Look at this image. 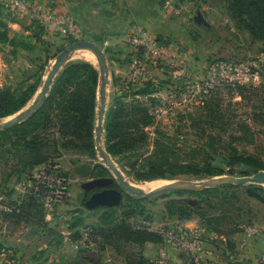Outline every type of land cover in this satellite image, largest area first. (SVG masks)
I'll use <instances>...</instances> for the list:
<instances>
[{
    "label": "rangeland",
    "instance_id": "374dc122",
    "mask_svg": "<svg viewBox=\"0 0 264 264\" xmlns=\"http://www.w3.org/2000/svg\"><path fill=\"white\" fill-rule=\"evenodd\" d=\"M165 1L163 0L162 6ZM186 2L187 0H176L174 7L179 12L172 10L171 14L176 21L182 20L184 16L187 18L182 21L184 25L180 32L162 40L171 42L166 46L174 47V54L182 60L184 66L179 69L169 64L153 70L150 68L154 78L152 82L155 85L162 83V90L152 98H140L144 102L150 99L156 101L152 112L155 123L152 131L158 129L165 136L151 133L152 140L160 139L165 143L169 142L171 146L176 144L174 149L172 147V154L181 152L182 160L186 163H203L210 157V162L218 168L219 173L216 176L184 174L172 177L170 169H167L164 171H168L166 178L151 181L168 185L172 182L207 180L230 175L235 178L249 177L264 171V43L254 40L249 32L239 29L238 23L226 11L224 0H192L191 3H196L192 9L184 8ZM198 13L205 17L208 25H199L194 21ZM74 35H63L54 28L49 31L46 40L52 45L51 59L46 62L37 93L21 111L0 119V123L12 120L33 103L55 58L72 43L82 41ZM152 36L158 40L155 35ZM70 37L75 41L65 42V38ZM62 46L64 49L59 52L58 49ZM87 54L94 57L95 61L91 64L99 69L96 57L90 52H76L71 62L86 61L82 58ZM138 54L147 59L148 63H153L144 50ZM39 57L40 60L35 62L37 57L33 55L19 54L14 57L9 51L0 52V86L16 88L21 82L33 84L37 78L39 63L45 61L43 54ZM108 65L111 82L108 87L109 110L116 97L128 93L130 72L126 75L127 65L126 69L117 68L110 61ZM229 65L230 68L227 69ZM6 144V147L0 146V243L7 245L0 244V252L6 261L29 264V260L33 258L28 252H33L34 248L42 247L51 252L58 247L65 252L67 264H139L140 261H145L146 264H221L225 258L213 243L221 240L216 235L213 239H208L201 221L204 216L201 215L212 214L216 218L217 212H226L235 219H238V215L243 217L242 223L251 227L256 225L257 231L264 229V204L248 197L246 189L250 185L228 184L223 185L229 186L224 189L223 186L214 187L219 188L215 191L219 195L210 199L214 206L212 209L206 206L200 194L207 189H181L145 199L124 193L122 203L114 207V211L104 207L89 210L85 207L89 200H85V194L93 191L84 190L82 184L97 178V165L106 170L107 177L113 176L102 163L97 150L95 159L85 152L54 153L45 166L41 165L32 173H27L19 169L18 148ZM144 153L141 151L138 156ZM234 157L251 158L263 169L252 168L251 173H245L244 164L228 166L227 159ZM143 161L144 158H140L135 172L129 173V169L125 167L128 160L120 162L114 159L124 178L134 186L149 182L135 177L136 172H149ZM54 168L62 179L59 187L64 188L63 199L56 198V192L61 191L56 188V183H48L49 174L55 176ZM231 168L234 169L233 174L228 173ZM44 172L48 177L45 184L48 193L42 196L41 203L47 228L34 221L28 222L33 215L12 211L27 195L37 192L34 190V182H38L40 173ZM252 188L264 196V186L253 185ZM135 198L143 200L145 212L142 215L131 213L133 208L129 204ZM180 208H185L195 217L188 221L182 219L184 216L177 214ZM106 214L109 218L112 215L116 217L114 225H107ZM122 224L158 233L162 235L163 242L139 246L127 236L112 238L113 241L102 236L103 231ZM233 227L226 225L225 229L228 232ZM235 238L236 236H229L227 242L231 240L237 246L240 241ZM234 252H239L238 256L242 260L239 264H264V247L258 258L252 261L247 259V250L240 245Z\"/></svg>",
    "mask_w": 264,
    "mask_h": 264
},
{
    "label": "trees",
    "instance_id": "16d2710c",
    "mask_svg": "<svg viewBox=\"0 0 264 264\" xmlns=\"http://www.w3.org/2000/svg\"><path fill=\"white\" fill-rule=\"evenodd\" d=\"M226 11L238 23L239 29L247 31L254 40L264 43V0H224ZM8 6L0 4V52L9 51L12 56L19 54L33 55L37 57L35 62L40 60L43 54L45 61L39 63L36 81L33 84L21 82L16 88L0 86V119L10 117L21 111L37 93L42 82V72L46 69L47 61L51 59V43L46 40L51 28L38 19L32 20L31 25L24 27L23 33H18L10 27L11 19ZM65 42H74V38H65ZM97 43L102 40L96 39ZM160 44L167 45L171 42H165L161 39ZM64 47H59L62 51ZM143 49L139 48L140 54ZM138 52V53H139ZM141 83V82H140ZM128 84V93H122L115 98L111 108L108 110L105 122V147L108 153L118 161L128 160L126 168L128 172H135L138 160L144 158V165L148 167L145 174L135 173V177L141 180L151 181L157 178H166L170 169V175L177 177L184 174L216 176L219 173L218 168L210 162L207 157L203 163L184 162L181 152H173L174 147L169 142L160 141V139L151 138V133L162 137L165 133L154 129V118L152 112L156 101L150 99L148 102L141 100L145 97H151L159 93L162 89V83L155 85L152 80L148 82ZM100 85V74L98 69L86 61H75L69 63L56 78L50 95L43 107L28 121L23 124L0 131V146H15L19 151V169L22 172L32 173L36 167L46 165L54 153L65 152H85L92 158H96L95 128L97 121L98 108V87ZM155 87V88H154ZM142 97V98H140ZM16 140H13L15 139ZM12 143V144H11ZM153 150L150 151V148ZM173 147V149H172ZM179 149V148H177ZM176 149V151H177ZM25 151V153H24ZM144 151L143 155L138 154ZM24 153V154H23ZM149 154V155H148ZM138 157H140L138 159ZM133 158H137L133 160ZM173 159V160H172ZM228 166L244 164L246 167L261 170L260 164L251 158L234 157L227 159ZM44 165V166H45ZM54 171H56L54 169ZM96 177H107L106 170L96 166ZM22 172L15 173L21 174ZM98 172V173H97ZM96 178V179H97ZM36 193L29 194L12 209L14 213H27L30 221L37 225L46 227L41 199L44 194L47 195V186L34 182ZM114 187H117L114 185ZM229 188L223 186L222 189ZM217 189H207L200 194L202 201L209 208L212 206L210 199L218 196ZM97 191V190H95ZM93 191V192H95ZM85 200L92 196V192H86ZM216 193V194H214ZM249 196V194L246 192ZM129 207L132 214L145 212L143 200L132 199ZM116 208H108L114 211ZM130 209V210H131ZM136 212H134L135 210ZM239 211V209H238ZM111 213V212H110ZM178 215H183L184 220H192L195 215L187 212L185 208H180ZM240 214V211H239ZM35 215V216H34ZM107 215V214H106ZM105 215V217H106ZM128 215H131L128 213ZM220 215V217H218ZM203 228L208 234L210 240L216 236H232L242 232L239 228L242 225L241 216L238 219L228 216L226 212H217V217L201 215ZM28 218V219H29ZM107 225H114L116 217L107 215L105 218ZM251 224V223H249ZM226 225L234 226L232 230L226 231ZM102 236L109 241L115 237L127 236L133 243L143 246L147 243L161 244L162 235L151 232L144 228L136 229L133 226L122 224L111 228L109 231H103ZM113 241V239H112ZM218 249L229 256H236L234 252L237 248L236 243L229 240L225 247L217 241H213ZM233 262L232 260L230 261ZM139 264H146L140 261Z\"/></svg>",
    "mask_w": 264,
    "mask_h": 264
},
{
    "label": "crops",
    "instance_id": "0c3cea01",
    "mask_svg": "<svg viewBox=\"0 0 264 264\" xmlns=\"http://www.w3.org/2000/svg\"><path fill=\"white\" fill-rule=\"evenodd\" d=\"M9 1L10 0H0V4L8 6L7 4ZM27 1L37 5L42 10L62 16L66 25L72 22L77 28V32L75 33L74 37H78L80 40L92 41L94 43L96 42V39L102 40V42L99 44H101L100 47L105 51L108 61L117 66V68L126 69L125 65H127L126 75L130 72L133 63L139 60L143 66V72L140 76L139 83H143L148 80H154L152 73L150 72V68L153 70L158 66H156L154 63H148L147 59H144L142 55L138 54L139 49H135L130 44V39L134 36L136 29L142 30L151 35H155L158 41L160 39L166 40V38L170 35L180 32V28L182 25H184L182 21L187 20L185 16L182 17V20L180 21L172 19L171 14L173 12L172 10L166 11L164 6H162L163 0ZM191 1L192 0H187L184 8L190 7V9H192L194 7L193 5H196V3H191ZM200 6L202 5L200 4ZM8 13L11 19H13L10 21V27L12 30L18 33H23L24 27L30 25L32 20H36L32 14L19 13L17 11L11 10L10 8ZM246 227H251V225H240L239 228L242 229V232L234 234L233 236H236V238L240 241V244H237V248H239L240 245L242 249L247 250V259L252 261L256 260L259 253L263 250L264 229L257 231L256 225L252 226L256 233L255 235H250L247 233ZM214 237L215 236H213L212 239ZM217 238L221 240L218 242L221 247H225L227 245V236L221 235ZM0 244L7 246L4 243ZM49 252V250H44L42 247L34 248L33 252H28L30 257L33 258L30 259L28 263H68H66L67 260L65 252L60 250L58 247L50 253ZM222 255L225 260H223L221 264H239L242 262L241 258L238 256L239 252H237L236 256L230 257L229 253L225 254L222 251ZM231 260L233 261L232 263L230 262ZM6 263L16 264L15 261H6L3 258L2 252H0V264Z\"/></svg>",
    "mask_w": 264,
    "mask_h": 264
},
{
    "label": "water",
    "instance_id": "95a60500",
    "mask_svg": "<svg viewBox=\"0 0 264 264\" xmlns=\"http://www.w3.org/2000/svg\"><path fill=\"white\" fill-rule=\"evenodd\" d=\"M194 21L199 25H208L207 20L201 13H198L194 17ZM78 51L90 52L96 57L98 61L100 85L98 92L95 144L99 157L102 159V163L112 172L113 175L111 177L92 179L82 184V188L86 191L98 190L97 192L92 194L89 200L86 201L85 207L87 209L93 210L98 207H117L122 203L124 193H128L130 195L137 196L138 198L145 199L168 191L181 189H209L228 184H236L241 186L250 185L246 189L249 196L255 198L256 200H259L264 204V196L260 193V191L252 188L253 185L264 186V171H259L249 177L235 178L230 175L227 177L212 178L207 180L172 182L171 184L165 185L161 188L149 192L131 185L130 182L124 178L120 171V168L116 165L113 157L108 153L105 147V122L109 104L108 87L111 83L110 68L105 51L92 41H76L66 49H64L55 58V62L33 103L12 120L0 123V131L10 129L28 121L43 107L50 95L56 78L58 77L60 72L71 62L73 55ZM243 172L251 173L252 170L248 167H244ZM228 173L233 174L234 169H229ZM114 184H117V188L112 187ZM191 203L195 204V202Z\"/></svg>",
    "mask_w": 264,
    "mask_h": 264
},
{
    "label": "built area",
    "instance_id": "2783aa9c",
    "mask_svg": "<svg viewBox=\"0 0 264 264\" xmlns=\"http://www.w3.org/2000/svg\"><path fill=\"white\" fill-rule=\"evenodd\" d=\"M175 2L176 0H166L164 8L167 10L170 9V10H174L175 12H179L178 8L174 7ZM7 5L11 10L17 11L19 13H31L36 19L42 21L47 26H49V28L57 29L61 31L64 35L67 36H69L70 34L74 35L77 32V28L72 22L66 25L64 23V19L62 18V16H58L46 10H42L37 5L30 3L27 0H10ZM130 44L135 49L142 48L145 51L146 56H148L156 66L170 64L174 67H178L179 69L183 68L184 66L182 60H180L178 56L174 54L175 51L173 50L174 47L172 45L166 46L160 44V42L156 40V38H154L151 34L147 32L136 29L134 36L131 37L130 39ZM226 68L229 69L230 65L227 66ZM142 72H143L142 63L139 60H137L131 66V70L128 76V83L133 85L139 83ZM54 169L56 170V168ZM53 173L55 176L49 174V180L45 172L40 173L39 176L40 180H37L38 181L37 183L39 185L40 184L45 185L47 184L46 183L47 180L48 183L51 181L55 182L57 185L56 188L57 189L60 188V190L62 191L61 192L58 190L56 192L57 193L56 198L63 199L64 188L59 187L62 184L61 183L62 179L58 177L56 171H54ZM246 231L250 235H255L256 233L253 227H246Z\"/></svg>",
    "mask_w": 264,
    "mask_h": 264
},
{
    "label": "bare ground",
    "instance_id": "6f19581e",
    "mask_svg": "<svg viewBox=\"0 0 264 264\" xmlns=\"http://www.w3.org/2000/svg\"><path fill=\"white\" fill-rule=\"evenodd\" d=\"M83 60H86V61H88V62H93V61H95V59H94V57H92L91 55H84L83 56V58H82ZM94 63V62H93ZM132 185V184H131ZM134 186V185H133ZM163 186H165V184L164 183H161V182H156V181H149V182H147L146 184H144V185H140V186H135V187H137V188H140V189H143V190H145V191H154V190H156V189H158V188H161V187H163Z\"/></svg>",
    "mask_w": 264,
    "mask_h": 264
},
{
    "label": "flooded vegetation",
    "instance_id": "af4514ba",
    "mask_svg": "<svg viewBox=\"0 0 264 264\" xmlns=\"http://www.w3.org/2000/svg\"><path fill=\"white\" fill-rule=\"evenodd\" d=\"M115 185V184H114ZM114 185L112 186V187H114ZM114 188H117V187H114ZM98 191V190H97ZM97 191H95V192H97ZM95 192H93V193H95Z\"/></svg>",
    "mask_w": 264,
    "mask_h": 264
}]
</instances>
